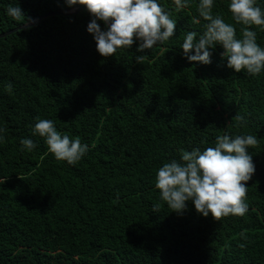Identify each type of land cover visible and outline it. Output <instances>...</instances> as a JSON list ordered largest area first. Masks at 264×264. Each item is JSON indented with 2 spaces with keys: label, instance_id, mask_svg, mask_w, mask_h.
I'll return each instance as SVG.
<instances>
[{
  "label": "trees",
  "instance_id": "obj_1",
  "mask_svg": "<svg viewBox=\"0 0 264 264\" xmlns=\"http://www.w3.org/2000/svg\"><path fill=\"white\" fill-rule=\"evenodd\" d=\"M158 3L176 21L175 34L143 52L137 40L101 56L86 6L0 37V264H264V70L253 76L228 68L219 44L211 63L190 62L181 45L188 31H204L199 0L179 12L173 0ZM229 3L214 0L213 15L242 38ZM257 4L264 9V0ZM10 6L22 9L19 21L7 14ZM70 7L0 0V32ZM252 30L264 48V31ZM38 119L80 139L87 153L74 165L56 160L32 133ZM223 134L258 139L248 149L255 165L248 211L219 221L191 201L182 215L171 211L155 188L156 171ZM23 138L35 149H23Z\"/></svg>",
  "mask_w": 264,
  "mask_h": 264
},
{
  "label": "clouds",
  "instance_id": "obj_2",
  "mask_svg": "<svg viewBox=\"0 0 264 264\" xmlns=\"http://www.w3.org/2000/svg\"><path fill=\"white\" fill-rule=\"evenodd\" d=\"M69 6L84 5L90 13L87 31L93 34L96 49L101 56L115 55L120 48H131L138 40V52L153 49L163 44L175 34L176 21L158 0H66ZM177 12L189 6V0H173ZM214 0H199V17L207 23L199 36L188 31L181 45L184 55L191 62L211 63L212 52L217 44L221 45L222 58L227 67L239 73L246 71L258 75L264 70V48L257 41L253 26L264 31V9L257 0H230L228 10L232 19L242 25V38H237L236 28L225 22L221 15H213ZM7 14L19 21L24 13L20 7H9ZM30 20L31 18H27ZM97 21L106 26L101 29ZM199 23V20H195ZM26 27L29 25L25 24ZM194 50L195 54H190ZM136 62L143 63L146 55L136 56ZM9 93L12 85H7ZM235 120L243 123L244 117L235 115ZM3 129H0L2 132ZM33 135L43 137L48 151L58 161L76 164L88 151V145L80 139H70L57 131L50 119H38L32 129ZM3 137L0 136V140ZM23 149L32 151L36 144L33 140H20ZM258 144L253 135H219L214 146L204 150L193 148L181 150L180 160L166 162L155 174V188L160 199L177 214H183L188 201L194 204L197 213L216 221L229 215L243 216L248 211L247 182L255 173V165L248 149ZM22 149V150H23ZM153 211H160L161 205L153 204ZM240 248L245 244L241 243Z\"/></svg>",
  "mask_w": 264,
  "mask_h": 264
},
{
  "label": "water",
  "instance_id": "obj_3",
  "mask_svg": "<svg viewBox=\"0 0 264 264\" xmlns=\"http://www.w3.org/2000/svg\"><path fill=\"white\" fill-rule=\"evenodd\" d=\"M83 7H85L84 5H76V6H73V7H70L68 9H65V10H50V11H45L33 18H31L30 20H27L21 24H19L18 26L16 27H13L11 29H8V30H5V31H2L0 32V37L5 35V34H8L14 30H16L17 28H21V27H25V24L27 25H30L36 21H38L40 18L44 17V16H48V15H52V14H69V13H73V12H76L80 9H82Z\"/></svg>",
  "mask_w": 264,
  "mask_h": 264
}]
</instances>
